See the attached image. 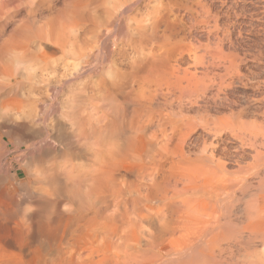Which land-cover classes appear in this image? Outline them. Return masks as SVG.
<instances>
[{"label": "bare ground", "instance_id": "bare-ground-1", "mask_svg": "<svg viewBox=\"0 0 264 264\" xmlns=\"http://www.w3.org/2000/svg\"><path fill=\"white\" fill-rule=\"evenodd\" d=\"M147 2L0 0V264H264L239 1Z\"/></svg>", "mask_w": 264, "mask_h": 264}, {"label": "rangeland", "instance_id": "rangeland-1", "mask_svg": "<svg viewBox=\"0 0 264 264\" xmlns=\"http://www.w3.org/2000/svg\"><path fill=\"white\" fill-rule=\"evenodd\" d=\"M143 1H144V3H146L147 2V0H141V2H142V4H143ZM152 1V3H154L153 1L154 0H149V2H147V6H146V4H144V5H141V9L143 10V11H145V9H151L152 7L151 6H153V4L152 3H150ZM165 1V0H164ZM212 2H214L212 5H213V11L216 13L217 11L218 12H223L224 13V11L223 10H221V7H220V3H219V1H223V0H211ZM229 1H231V2H234L235 0H228V2ZM236 1H239L238 2V6L236 5V9H237V14L238 13H240L241 14V16L239 15V17L237 16V18H234L233 16H230V19L228 20L227 18H225V17H223L222 15H221V17H223V18H221L220 17V19H219V25H222L223 27L224 26H226V25H224V24H226V23H232V25H230V27L228 28V31H230L231 32V36H232V39H236L237 40V42L239 43V45L241 46L240 48L242 49V50H240V51H244L245 52V54H246V59H248V60H246L244 63H245V67L244 68H242V72H244V74H247V73H249V75H251V73L250 72H252V73H254L253 75H254V77H253V75H251V76H249L250 77V79L248 78V77H246V79L245 80H243V84H247V81H249V82H251L250 84H252V85H250L249 83H248V85H246V86H241L240 84H238L237 85V87H235V89H234V93H233V98H235V99H237L236 100V106H235V108L236 109H238L239 110V108H240V110L242 109L241 108V106L242 107H244L245 105H248V107H244V108H246V109H242V110H245L246 111V114H247V117L249 118V113H251L252 115L250 116V117H252L255 113H256V111H255V109H253V108H255L254 107V104H253V106L251 105L252 103L250 102V104H249V102L248 101H252V100H255L257 97L254 95L255 94V90H254V92H253V84H255L256 82H259V81H261V79L262 80H264V34H263V30H264V16H263V12H264V0H236ZM241 1V2H240ZM212 2H209V3H212ZM218 2V3H217ZM245 2H246V4H245ZM254 2H256V3H254ZM240 3H242V4H240ZM245 4V5H244ZM252 4V5H251ZM243 5V8H241V6ZM148 6H150L151 8H149ZM241 8V10H239ZM255 8V9H254ZM243 9V10H242ZM245 9V10H244ZM238 11H240V12H238ZM242 11H243V13H242ZM253 13V14H252ZM242 14H244V16H242ZM249 14V15H248ZM252 14V15H251ZM246 15L248 16V17H246ZM249 16H251V19L252 20H249L250 19V17ZM243 17H245V18H243ZM242 18V19H241ZM247 18V19H246ZM258 19V20H257ZM228 20V21H227ZM232 20V21H231ZM231 21V22H230ZM234 21H235V23H234ZM220 23H222V24H220ZM239 23V24H238ZM235 24V25H234ZM237 24V25H236ZM234 25V26H233ZM221 26V27H222ZM231 26H232V28H231ZM263 29H261L260 27ZM263 26V27H262ZM222 27V29H227V28H223ZM258 27H259V29H258ZM236 28V29H235ZM221 29V30H222ZM253 31H252V30ZM254 29L256 30V29H258L259 31L261 30V32L259 33V31H257V33H255L256 31H254ZM224 30H222V32H224ZM233 31V32H232ZM249 31H252L251 33L249 32ZM238 32H240V33H238ZM237 34V35H236ZM240 36H239V35ZM236 36H238V37H236ZM242 36V37H241ZM234 37V38H233ZM236 37V38H235ZM242 44V45H241ZM243 46V47H242ZM244 49V50H243ZM260 51V52H259ZM243 52V53H244ZM259 53L260 55H261V58L259 57V59H254V58H252L254 55H258V54H256V53ZM262 54H263V56H262ZM250 56V57H249ZM263 58V59H262ZM254 60H256V61H254ZM262 60V61H261ZM247 62V63H246ZM248 68H247V67ZM251 69H250V68ZM248 69V70H247ZM252 70V71H250V70ZM247 71H249V72H247ZM247 72V73H246ZM256 74H257V76H256ZM263 74V75H262ZM248 76V75H247ZM252 77V78H251ZM252 79H254V80H252ZM251 80V81H250ZM244 81H246L245 83H244ZM254 81V82H253ZM258 84V83H257ZM250 85V86H249ZM256 85V84H255ZM252 86V87H251ZM245 87V88H244ZM253 88V89H252ZM254 95V97H253V95ZM237 96V97H236ZM252 96V97H251ZM254 98V99H253ZM252 99V100H251ZM240 101V102H239ZM238 102V103H237ZM247 102H248V104H247ZM241 103V104H240ZM239 105H240V107H239ZM250 106V107H249ZM248 108V109H247ZM250 109H252L253 111H254V113H252L253 111H251ZM248 110V111H247ZM245 111H243V115H245V118H247L246 117V114H245ZM244 117V116H243ZM247 118V119H248ZM250 119H252V118H250ZM15 150V152L17 153H23L24 152V150L26 151V149H27V147H20V148H14ZM18 150V151H17ZM15 155H12V156H10L9 158H8V161L12 158V157H14Z\"/></svg>", "mask_w": 264, "mask_h": 264}]
</instances>
